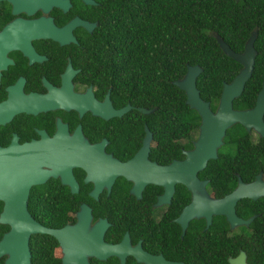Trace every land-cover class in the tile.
Returning a JSON list of instances; mask_svg holds the SVG:
<instances>
[{"label": "flooded vegetation", "instance_id": "obj_1", "mask_svg": "<svg viewBox=\"0 0 264 264\" xmlns=\"http://www.w3.org/2000/svg\"><path fill=\"white\" fill-rule=\"evenodd\" d=\"M114 7L115 0H0V149L40 142L56 152L66 176L57 171L27 184L23 211L39 229L24 235L25 257L1 246L0 264H231L239 255L243 264H264V195L238 198L234 213L242 221L230 225L220 213L208 221L181 216L190 191L179 182L167 201L160 200L161 184L140 183L142 162L163 165L183 157L199 117L182 136L176 127L164 133L162 112L153 113L156 106L146 104L147 96L131 89L137 71L116 65L126 56L103 26L112 23ZM241 127L240 142L264 145V135ZM145 135L143 160L130 163L126 177L119 168L132 160ZM223 136L216 151L231 152L235 145ZM85 157L97 168L87 171ZM253 163H223L221 172L228 170L230 178L210 176L204 166L195 175L209 196L220 197L238 179H262L264 162ZM8 188L1 178V191ZM3 205L0 196V212ZM26 227L15 225L17 242ZM9 229L0 220V244Z\"/></svg>", "mask_w": 264, "mask_h": 264}, {"label": "trees", "instance_id": "obj_2", "mask_svg": "<svg viewBox=\"0 0 264 264\" xmlns=\"http://www.w3.org/2000/svg\"><path fill=\"white\" fill-rule=\"evenodd\" d=\"M103 26L114 34L119 55L126 56L116 65L124 71L130 65L137 71L133 92L138 97L147 96L146 104L156 106L153 113L162 112L164 133L176 127L182 136L192 126V118L197 117L184 103L183 91L170 81L183 74L185 64L200 67L195 86L202 99L211 101V108L221 82L237 71L239 63L219 49L214 34L239 51L249 31L255 29L252 69L231 106L241 108L253 103L264 72V0H115L113 21ZM143 71L145 78L141 76ZM241 133L244 130L238 123L228 126L223 137L235 145L234 149H218L216 157L207 159L201 171L208 169L210 176L230 178L228 170L221 172L228 160L257 162L253 163L255 167L264 162V145L240 142Z\"/></svg>", "mask_w": 264, "mask_h": 264}, {"label": "water", "instance_id": "obj_3", "mask_svg": "<svg viewBox=\"0 0 264 264\" xmlns=\"http://www.w3.org/2000/svg\"><path fill=\"white\" fill-rule=\"evenodd\" d=\"M79 23L86 29L90 28V25L85 22ZM47 31L51 35L56 33L54 28H49ZM254 34L255 29L253 28L245 37L240 51L232 50L226 42L217 34H214L219 49L239 63V67L228 81L221 82L213 110L209 108L208 101L199 96L198 89L195 86V76L200 71V67L197 64H185L183 74L171 80L173 85L183 91L184 103L189 108H192L199 117L196 137L192 141L191 148L182 150L183 157L181 159H173L163 165L142 162L139 165V172L136 174L140 177V183L148 181L159 183L163 186L162 199L160 200H168L174 182L183 184L190 191V199L182 206L181 216L203 215L206 221H208L211 213H220L232 225L242 221L234 213V203L238 198L243 196L255 198L256 196L264 195V170L262 179L259 178L258 174L248 183H242L238 179L236 186L220 197L209 196L204 191L203 181L198 180L195 175V172L204 166L207 159L216 157V147L220 144L225 128L229 125L236 122L246 130L251 127L259 135H264V122L262 119L264 110V72L260 79L259 88L255 93L253 104L246 108H233L231 106L232 98L239 94L244 81L252 69L253 57L255 55L252 45ZM125 108L126 106H123L114 112L115 114H119ZM147 137L146 135L144 136L141 148L135 153L132 160L121 164L119 173L126 177L129 176L128 165L131 163L132 167L134 163H139L140 160H143L142 155L146 150ZM40 144L42 143L30 142L26 144L30 146L24 145L18 148H9V146L5 149H0V180L2 178L5 185L12 186V190L8 188L1 191L0 189V196L4 201L2 211L0 212V220L10 225V229L5 233L6 236L0 247L2 246L8 251L9 255L15 249H18L21 256L25 257L27 250L26 237L24 235L30 229H39L37 223L28 220L26 212L23 211L25 209L27 184L41 181L46 174L60 172L59 170L62 169V166L56 163V152L50 150L49 146H41ZM7 153L17 155L10 157L7 156ZM92 160V157H85L81 163L87 171L97 168L94 165H90ZM44 164L49 166V169H45L43 167ZM60 176L66 177L62 172H60ZM12 192H17V194H12ZM19 222H21L22 226L26 225L27 227L24 229L23 235L20 237L21 239L17 242L18 230L15 228V225ZM230 262L231 264H243L240 255L231 259Z\"/></svg>", "mask_w": 264, "mask_h": 264}]
</instances>
